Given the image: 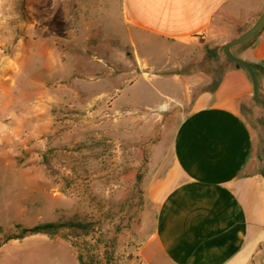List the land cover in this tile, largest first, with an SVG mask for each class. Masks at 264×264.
<instances>
[{"label":"rangeland","instance_id":"obj_1","mask_svg":"<svg viewBox=\"0 0 264 264\" xmlns=\"http://www.w3.org/2000/svg\"><path fill=\"white\" fill-rule=\"evenodd\" d=\"M248 28H216L180 70L175 50L141 36L135 57L119 0H0V67L25 53L0 90V264H79V256L141 264L155 223L143 195L153 151L189 110L176 77L217 83L233 65L222 46ZM242 113L264 128L254 101ZM69 221L92 228L5 241L20 228Z\"/></svg>","mask_w":264,"mask_h":264},{"label":"crops","instance_id":"obj_2","mask_svg":"<svg viewBox=\"0 0 264 264\" xmlns=\"http://www.w3.org/2000/svg\"><path fill=\"white\" fill-rule=\"evenodd\" d=\"M119 5L135 57L141 60V36L175 50L180 70L216 28H250L264 11V0H119ZM233 54L251 66L264 102V27ZM20 55L2 63L0 90L12 86L8 81L25 53ZM46 55L53 62L52 53ZM177 78L185 85L189 110L167 145L153 151L143 195L155 208V223L140 248L141 264H264V128L254 129L242 113L252 100L249 75L232 65L215 84L197 75ZM41 112L35 106L31 119L37 121Z\"/></svg>","mask_w":264,"mask_h":264},{"label":"trees","instance_id":"obj_3","mask_svg":"<svg viewBox=\"0 0 264 264\" xmlns=\"http://www.w3.org/2000/svg\"><path fill=\"white\" fill-rule=\"evenodd\" d=\"M257 34H255V36ZM248 41L249 40H247V41H245L239 45H243V44L247 43ZM232 55L234 56L233 53H232ZM231 63L236 68L245 70L241 65L233 63V62H231ZM48 160H49L48 157L44 156L43 164H45L47 166V168L50 169ZM91 228H92L91 223L84 222V221H69L66 223H56V222L55 223H44V224L35 225L31 228H20L17 233L8 235L5 239V241L21 240V239H24L26 237L35 236V235H45V236L53 237V236L60 235L62 229H68L69 232H71L72 235H74V236L87 235L90 232ZM0 247H1V243H0ZM78 260H79V264H97V260H96L95 256H90L86 260H84L82 257L79 256Z\"/></svg>","mask_w":264,"mask_h":264},{"label":"water","instance_id":"obj_4","mask_svg":"<svg viewBox=\"0 0 264 264\" xmlns=\"http://www.w3.org/2000/svg\"><path fill=\"white\" fill-rule=\"evenodd\" d=\"M263 27H264V11L260 14V16L257 18V20L254 22V24L249 29H247L245 32L240 34L238 37L234 38L233 40L227 42L226 44L222 46V53L224 54V56L231 62L241 65L245 69V71L248 73L249 78L251 80V84H252V100L256 104L262 107H264V102L259 98L257 79L255 77V74L251 66L247 62L233 56L230 49L238 44H241L247 41L248 39L253 37L255 34H257Z\"/></svg>","mask_w":264,"mask_h":264}]
</instances>
